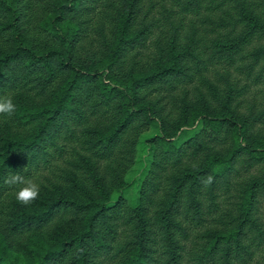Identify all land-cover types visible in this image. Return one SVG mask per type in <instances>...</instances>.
<instances>
[{
    "label": "trees",
    "instance_id": "trees-1",
    "mask_svg": "<svg viewBox=\"0 0 264 264\" xmlns=\"http://www.w3.org/2000/svg\"><path fill=\"white\" fill-rule=\"evenodd\" d=\"M5 95L0 264L264 258V0H0Z\"/></svg>",
    "mask_w": 264,
    "mask_h": 264
},
{
    "label": "rangeland",
    "instance_id": "rangeland-1",
    "mask_svg": "<svg viewBox=\"0 0 264 264\" xmlns=\"http://www.w3.org/2000/svg\"><path fill=\"white\" fill-rule=\"evenodd\" d=\"M200 125L194 126V127H186L181 130V133L179 137L176 139V142L179 143L192 135L194 131H196ZM160 130L157 127H154L147 132H145L142 137L141 141L139 144V149H138V163L137 165L127 174V181L128 185L121 191L126 197H128L130 200H134L138 194H139V189L140 185L142 182V179L144 178L151 162V155L149 154L148 150V144L146 141V138L148 136H151L155 133H159ZM34 182H37V180H33ZM118 196V193H115L112 198L111 202H113ZM261 218L262 221L264 222V200H262L261 203ZM264 263V258L258 257V260L255 261L252 264H263Z\"/></svg>",
    "mask_w": 264,
    "mask_h": 264
},
{
    "label": "clouds",
    "instance_id": "clouds-1",
    "mask_svg": "<svg viewBox=\"0 0 264 264\" xmlns=\"http://www.w3.org/2000/svg\"><path fill=\"white\" fill-rule=\"evenodd\" d=\"M17 106L13 102V98L10 96L0 97V115L13 116L16 112ZM8 185H19L15 192V199L18 203L29 206L31 205L40 194L41 186L31 179H25L22 175L15 173L8 177L5 181ZM212 182V177L209 176L204 183L210 184Z\"/></svg>",
    "mask_w": 264,
    "mask_h": 264
}]
</instances>
